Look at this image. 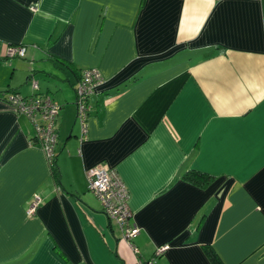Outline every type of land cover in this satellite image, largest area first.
Masks as SVG:
<instances>
[{
  "label": "crops",
  "instance_id": "0c3cea01",
  "mask_svg": "<svg viewBox=\"0 0 264 264\" xmlns=\"http://www.w3.org/2000/svg\"><path fill=\"white\" fill-rule=\"evenodd\" d=\"M86 70L103 82L81 123ZM12 92L60 106L55 178ZM97 166L126 189L130 244ZM205 247L264 264V0H0V264H211Z\"/></svg>",
  "mask_w": 264,
  "mask_h": 264
},
{
  "label": "built area",
  "instance_id": "2783aa9c",
  "mask_svg": "<svg viewBox=\"0 0 264 264\" xmlns=\"http://www.w3.org/2000/svg\"><path fill=\"white\" fill-rule=\"evenodd\" d=\"M6 57H25L23 47H10ZM102 79L96 70H86L81 73L78 81L76 94L77 117L83 123L88 112V98L94 93L96 88L102 84ZM32 88L37 91V84L33 83ZM6 103L18 114L24 115L35 127V139L45 158L50 165L55 155L57 133L55 122L60 106L50 97L39 95L38 93L29 98H23L18 94H8ZM88 190L95 195L109 219L118 226L121 238L128 244L137 237L139 229L130 222L132 214L127 206L128 195L121 180L112 170L104 166H97L86 172ZM40 199L34 198V202L27 211L28 215L35 212ZM167 246L159 248L157 254L160 255ZM134 252L135 249L131 248Z\"/></svg>",
  "mask_w": 264,
  "mask_h": 264
},
{
  "label": "trees",
  "instance_id": "16d2710c",
  "mask_svg": "<svg viewBox=\"0 0 264 264\" xmlns=\"http://www.w3.org/2000/svg\"><path fill=\"white\" fill-rule=\"evenodd\" d=\"M9 94H14V93L12 92V93H9ZM7 95L4 97V101L5 102H6ZM56 121H57V119H56ZM55 131H56V122H55ZM56 133H57V131H56ZM32 142H33V144H37L38 145V143L36 142L35 136L32 138ZM56 145H57V142H56ZM56 154L57 153H56V147H55V155H54V158H53L52 162L49 165L53 178L56 177V172H55L56 171L55 170ZM182 180L185 183L190 184L192 186H195L197 188L205 189L212 182L213 179L211 177L205 175V174H202V173H199V172H196V171H190V172H188V173H186L185 175L182 176ZM205 252L207 253V256H208L211 264H222L220 262L219 258L217 257V255L214 253V251L211 248H206L205 247Z\"/></svg>",
  "mask_w": 264,
  "mask_h": 264
}]
</instances>
